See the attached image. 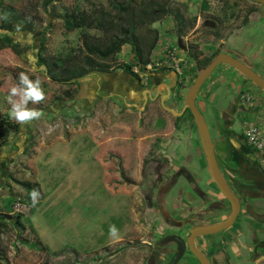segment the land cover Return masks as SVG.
<instances>
[{"label":"rangeland","instance_id":"1","mask_svg":"<svg viewBox=\"0 0 264 264\" xmlns=\"http://www.w3.org/2000/svg\"><path fill=\"white\" fill-rule=\"evenodd\" d=\"M110 2L0 0V119L8 117L17 123L8 115L6 96L21 71L33 79L40 78L46 93L41 104L29 105L40 110L42 117L27 124L17 123L18 130L9 133L0 145V264H102L108 260L111 264H139L137 247L150 241L156 230L170 232L163 218L149 209L146 196L155 174L146 163L148 156L166 154L170 156L166 157L168 163L175 164L172 148L178 147L186 153L181 164L187 166L195 179L204 180L207 176L197 168L199 161L204 163L205 156L193 119L186 114L177 120L180 116L171 112L180 110L182 105L170 90L173 79L168 67L160 69L153 65L152 69L142 71L137 68L141 74H137L138 84L113 69L106 75L91 71L83 78L60 85L51 81L38 62L42 43L45 49L41 56L56 60L84 53L83 32L101 40L118 34L115 30L69 27L76 23L80 12L96 17L98 9L103 8L109 16L117 17ZM167 2L173 7L181 4L188 19L182 35L198 46L196 53L200 56L195 59L190 77L208 61L206 54L219 50L240 58L264 79L262 5L255 0ZM68 16L74 20H67ZM119 19L113 23H120ZM5 20L14 23L12 32L1 28ZM147 25L157 28L158 46L165 47L171 41L176 47L179 33L169 15L161 19L151 17ZM4 34L14 45L1 41ZM118 37L125 38L121 34ZM221 40H225L224 45ZM131 47L128 43L121 44V49L110 56L118 63L131 62L133 67ZM161 53V49L155 52V60L156 57L162 60ZM29 55L36 58L34 68ZM164 59L162 63L166 64ZM207 82L210 93L204 98L199 95L197 102L202 98L204 106L199 108L213 138H219L223 128L233 133H242L249 125L264 130L262 89L226 63H219ZM184 85L187 90L188 82ZM95 89L102 94L97 99ZM134 89L139 90L138 94ZM144 89L161 90L163 97L159 101L147 100L145 92L140 95ZM65 90L71 93L70 98H55L64 97ZM132 91L138 97L132 98ZM110 92L114 94L107 96ZM235 98L243 105L236 106ZM143 107L146 109L142 110ZM229 120L233 121L230 127ZM260 164L264 172V160ZM33 189L40 193L35 206L30 198ZM17 198L31 205L29 220L22 219L24 227L2 217L13 214L12 203ZM111 225L118 229V237L110 236ZM235 229L245 235L241 241L247 256L254 250L255 264H264V217L253 222L239 216L227 231ZM228 239L231 250L236 243L232 237ZM123 247L129 249L122 250Z\"/></svg>","mask_w":264,"mask_h":264},{"label":"flooded vegetation","instance_id":"2","mask_svg":"<svg viewBox=\"0 0 264 264\" xmlns=\"http://www.w3.org/2000/svg\"><path fill=\"white\" fill-rule=\"evenodd\" d=\"M177 6L180 9L183 8L181 4ZM251 13L252 12H250L249 15ZM147 22L148 20L141 25H137L132 33V37L134 34H138V31L140 30L142 33L144 32V34H146L147 30L150 28V26L147 25ZM208 39L210 38L206 37V40ZM129 40L130 42L134 41V38L133 41H131L130 34ZM223 43H225V40H221L222 45H224ZM176 44V48L178 49L176 56L177 59H179V69L173 70L169 68L168 74L171 79H173L170 84V90H173V98L181 101L182 107L180 110L176 111L179 113L176 114V116H180L177 120H180L186 114L189 116L191 114L188 108L184 109V97L187 90H184L182 86L185 87L184 83L188 82L187 88H189L194 81L197 74L192 75L191 77L190 74L195 66V59H198L200 55L199 53H196L199 51L198 46H195L193 42H189L188 37H184L182 33L179 34ZM203 44L205 43L203 42ZM219 53L224 52L217 50L210 51L206 54L209 62ZM226 53L232 55L228 51ZM205 66L203 65L201 69ZM217 67L218 65L215 69ZM116 68H114L115 71ZM99 73L101 75L102 73H104L103 75H106L111 72ZM119 73H122L125 77H131V80H139L138 75H133L132 73L125 71L124 67L123 72ZM189 77L190 79H188ZM208 77L199 88L195 98V103L198 109H200L199 107L204 106L202 98L207 97V92L210 93L209 88L207 87L209 84L207 82ZM107 78H110V76ZM138 83L139 81H137V84ZM118 92H116V94ZM143 92H145L147 100H160V94H157V91L148 92L144 89L140 91V95H143ZM113 94L114 92H110L107 96ZM199 95L202 98L197 102ZM101 96V93L96 92V97L94 99ZM237 100L238 99L235 98L236 106L243 105V103ZM144 109L146 108L143 107L142 110ZM191 118L193 119L192 114ZM227 124L228 127H230V124L232 126L233 121L229 120V123ZM176 125H178V123H176ZM209 131L211 134L210 127ZM237 132L238 133H233L231 130L224 131L223 128L220 132L219 138H213V135H211V138L214 142L215 154L224 182L234 195V199L236 198L235 200L238 204V211L234 222L239 216L246 217L255 222L257 221V217L258 219L260 216L264 217V172L262 171L263 166L260 164L261 161L264 160V151L255 150L245 141L244 132ZM233 138L237 143L236 145L232 140ZM176 139L177 138L173 140ZM240 140L241 146L238 144ZM173 144H176V141H173ZM199 144L201 152L204 153L200 140ZM183 152L184 151L178 147L172 148L174 160L176 159L173 161L175 164L168 163L169 160H167L166 157L169 158L170 156L166 154H163L162 156L154 154L147 158L146 163L151 167L150 172L155 174V181L152 182L151 190L148 191V196H146L148 197V201H150L149 209L155 211V214H159L163 218V221L168 227L167 230L169 229L170 232L165 233L163 229L156 230L155 233L151 235L150 241H144L137 247L138 257L136 258L139 264H201L198 257L192 252L188 242V237L190 236L192 229L199 226L216 224L227 219L231 214L232 205L221 193L214 180L211 178L207 167L205 153L204 163L199 161L198 163L200 165L197 168H199L198 171L200 174H205L207 176L204 180H199L195 179L194 174L187 169L186 165L184 166L181 164V162H184L186 159V153ZM176 154L178 155V160ZM234 222L230 227L219 232L199 235L193 239V247L207 257L206 259L210 264H255L257 256L256 252L252 250L251 256L248 257V254H246L247 249L243 247L245 244L241 241V238L245 237V235L240 234L237 229L234 231L231 230L232 232L227 231L233 228ZM228 237H232L236 243L234 245L235 253L233 252V247H231V250L228 248ZM213 240L216 243H214ZM129 248L133 247L131 246ZM129 248L123 247L121 249L128 250ZM231 257H234L235 259L231 260Z\"/></svg>","mask_w":264,"mask_h":264},{"label":"trees","instance_id":"3","mask_svg":"<svg viewBox=\"0 0 264 264\" xmlns=\"http://www.w3.org/2000/svg\"><path fill=\"white\" fill-rule=\"evenodd\" d=\"M111 8L117 12V17L109 16V12L103 8L98 9V15L89 16L85 12L78 13L76 23L69 24L70 28L81 27L83 29L97 28L106 32L115 30V33L125 36L119 38L118 34L110 35L103 40L87 35L83 32V47L84 53L80 56H65L52 60L41 56L42 51L45 49L43 43L41 44L39 52V63L45 68V73L51 81L60 85H66L72 80L83 78L91 71L96 72H109L114 68L122 65L125 71L137 75L132 70V63H118L111 53L119 51L121 44L128 43L132 47L134 62L140 67V70H145V66L151 61V53L154 50L158 41L157 28H149L147 33L134 34V41L129 40V27H130V11L132 10L135 27L150 20L151 17L161 19L165 16H170L174 22L175 29L179 34L183 33L188 26V19L184 15L182 9L173 7L167 0H112L110 2ZM109 17V18H108ZM119 19L120 23L114 24L113 21ZM67 20H74L73 17L68 16ZM116 23V22H115ZM19 24V23H18ZM116 25V28H115ZM15 25L13 22L6 21L1 25L12 32ZM149 32V33H148ZM12 44V40L6 35H3L1 41ZM14 45V43H13ZM112 59V60H111ZM111 60V61H109ZM109 61V62H108ZM209 62L204 64V66ZM163 67H160V69ZM65 96H55L56 99L62 100L63 98H70L71 93L67 90L64 92ZM191 116V114H190ZM19 125L8 117L0 119V145L5 141L9 133L18 130ZM196 129V128H195ZM2 215V214H1ZM2 217H8L15 225L24 227L23 220L27 221L28 218L22 220L18 213L3 214ZM102 264H111V260L105 261Z\"/></svg>","mask_w":264,"mask_h":264},{"label":"water","instance_id":"4","mask_svg":"<svg viewBox=\"0 0 264 264\" xmlns=\"http://www.w3.org/2000/svg\"><path fill=\"white\" fill-rule=\"evenodd\" d=\"M255 1L260 3L264 7V0H255ZM130 19L131 20H130L129 34L131 41H133L132 33L135 29V22H134L135 19H133L132 10L130 11ZM29 58H30V63L33 66L32 68H34L36 58L33 57L32 55H29ZM20 59L24 60L22 55L20 56ZM219 63H226L232 66L234 69H236L241 74H243L247 79H249L254 85H256L257 87H259L264 91V79L262 78V76H260L251 66L244 63L242 60L227 53L217 54L203 69H201L197 73V75L194 78V81L186 91L184 97V103H185L184 109L188 108L193 116V120L206 156V162L210 176L214 180L215 184L217 185L221 193L230 201L232 205L231 214L227 219L218 222L216 224H210V226L209 225L199 226L192 229L191 234L188 237V242L192 252L195 254L196 257H198V260L200 261L201 264H210V263L206 259L207 257H205L202 253H200L198 250H196L193 247V239L199 235L216 233L230 227L234 222L238 211V204L237 201L235 200L236 198L234 199V195L225 184L222 174L220 172L219 164L215 154L214 142L213 139L211 138L208 124L204 116L200 112V109L197 108L195 103V98L199 88ZM116 71L123 72V67L122 66L117 67ZM171 112H173L174 114H179L177 112H174L173 110H171Z\"/></svg>","mask_w":264,"mask_h":264},{"label":"clouds","instance_id":"5","mask_svg":"<svg viewBox=\"0 0 264 264\" xmlns=\"http://www.w3.org/2000/svg\"><path fill=\"white\" fill-rule=\"evenodd\" d=\"M45 99L46 93L41 79L38 77L33 79L28 73L21 71L18 74L17 83L8 89L6 96V101L10 106L8 115L20 124H27L39 120L43 113L36 108L29 107V105L41 104ZM51 131L52 129H49V132ZM39 197L40 193L33 189L30 193L33 206L38 203ZM109 234L112 237H118V229L115 225L110 226Z\"/></svg>","mask_w":264,"mask_h":264},{"label":"built area","instance_id":"6","mask_svg":"<svg viewBox=\"0 0 264 264\" xmlns=\"http://www.w3.org/2000/svg\"><path fill=\"white\" fill-rule=\"evenodd\" d=\"M159 43V41L157 42ZM162 44V43H161ZM161 49V51L163 53H161L162 56L160 60L159 58L154 57L155 52L159 51ZM177 48L173 46V44L171 43V41L169 43H167V45L165 47H161V46H156V48H154V50H152L151 53V61L145 66V68L151 69L153 65L157 66V67H168L171 68L173 70H178V61L179 59H177L176 56V52H177ZM163 57L165 58V62H167L166 64H163ZM137 68H140L136 62L134 64V66L132 67L133 72H135L138 75H141L140 72L137 70ZM142 71V70H141ZM262 130L256 126L253 125H249L247 126V128L244 131V135H245V141L247 142L248 145L252 146L254 149L256 150H260V151H264V140L262 139ZM29 204H26L24 202H22L19 198H17L13 203H12V213H18L21 215L22 219L28 218V212L31 209V205L27 206Z\"/></svg>","mask_w":264,"mask_h":264},{"label":"crops","instance_id":"7","mask_svg":"<svg viewBox=\"0 0 264 264\" xmlns=\"http://www.w3.org/2000/svg\"><path fill=\"white\" fill-rule=\"evenodd\" d=\"M101 78H102V77H101ZM100 86H101V85H100ZM97 89L99 90L100 88H97ZM95 90H96V89H95ZM134 90H136V89H134ZM136 91H137V94H138V91H139V90H136ZM96 92H98V91L96 90L95 93H96ZM118 93H119V92H118ZM131 94H132V98H134V97L137 95V94L135 95V91H132ZM157 94H162V93H161V90H158V91H157ZM90 95H92V91L90 92ZM162 95H163V94H162ZM137 97H138V95H137ZM162 97H163V96H160L161 99H162ZM126 104H127V102H126ZM238 144L241 146V142H238Z\"/></svg>","mask_w":264,"mask_h":264}]
</instances>
